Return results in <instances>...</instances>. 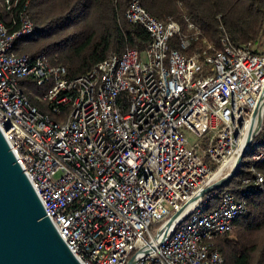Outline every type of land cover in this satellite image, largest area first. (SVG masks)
Instances as JSON below:
<instances>
[{"label":"built area","instance_id":"built-area-1","mask_svg":"<svg viewBox=\"0 0 264 264\" xmlns=\"http://www.w3.org/2000/svg\"><path fill=\"white\" fill-rule=\"evenodd\" d=\"M124 17L147 31L146 49L74 77L13 51L33 30L24 11L11 33L0 21V131L80 264H224L211 239L232 229L264 177L252 165L244 188L208 209L210 187L231 172L250 129L264 135V54L227 37L194 47L196 27L182 33L138 0ZM25 81L44 88L35 97L47 111L25 96Z\"/></svg>","mask_w":264,"mask_h":264},{"label":"trees","instance_id":"trees-1","mask_svg":"<svg viewBox=\"0 0 264 264\" xmlns=\"http://www.w3.org/2000/svg\"><path fill=\"white\" fill-rule=\"evenodd\" d=\"M131 0H0V21L8 33L15 31L19 15L25 12L33 24L30 35L18 39L13 47L17 55H44L50 64L64 65L70 77L91 69L110 54L127 49L143 51L149 43L147 31L127 21L124 12ZM153 17L161 21L174 20L182 33H190L191 23L199 31L192 46L213 49L227 37L233 45L251 41L258 54V43L264 38V0H138ZM178 36L171 39L176 47ZM256 44V45H255ZM202 50V49H201ZM23 88L25 96L41 111L46 103L35 96L43 87ZM205 141H202L204 145ZM264 151V135L253 140L249 157ZM264 177V159L258 162L242 160L236 174L224 186L213 192L208 207L212 208L224 193L237 194L244 188L242 180L251 177L250 167ZM245 213L238 216L233 227L211 239L224 259V264H264V184L246 197Z\"/></svg>","mask_w":264,"mask_h":264},{"label":"water","instance_id":"water-1","mask_svg":"<svg viewBox=\"0 0 264 264\" xmlns=\"http://www.w3.org/2000/svg\"><path fill=\"white\" fill-rule=\"evenodd\" d=\"M254 136L250 129L247 147L238 155L233 169L211 190L224 186L236 174ZM0 264H80L47 217L1 131Z\"/></svg>","mask_w":264,"mask_h":264},{"label":"rangeland","instance_id":"rangeland-1","mask_svg":"<svg viewBox=\"0 0 264 264\" xmlns=\"http://www.w3.org/2000/svg\"><path fill=\"white\" fill-rule=\"evenodd\" d=\"M256 45V44H255ZM257 47H258V51L260 52V53H264V38L262 39V41H260L259 43H258V45H257ZM182 130V132H183V134H184V137L187 139V141L188 142H191L192 141V139H193V135L188 131V130H186L184 127L181 129ZM249 156L248 155H245L244 157H243V161L244 162H246V161H248L249 160Z\"/></svg>","mask_w":264,"mask_h":264},{"label":"bare ground","instance_id":"bare-ground-1","mask_svg":"<svg viewBox=\"0 0 264 264\" xmlns=\"http://www.w3.org/2000/svg\"><path fill=\"white\" fill-rule=\"evenodd\" d=\"M235 157H236V156H234V157L231 159V161H229L227 164H225V166H231L232 163H233L234 160H235Z\"/></svg>","mask_w":264,"mask_h":264}]
</instances>
